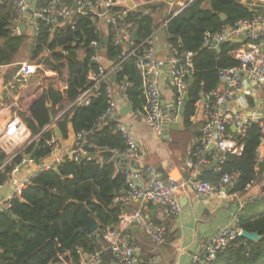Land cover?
Returning a JSON list of instances; mask_svg holds the SVG:
<instances>
[{"label":"trees","instance_id":"obj_1","mask_svg":"<svg viewBox=\"0 0 264 264\" xmlns=\"http://www.w3.org/2000/svg\"><path fill=\"white\" fill-rule=\"evenodd\" d=\"M76 1L33 0L34 8L47 10L45 14L54 15L56 23L39 19L38 30L34 34L29 32L28 23H24L23 33L16 34L14 0H0V66L13 63L31 38L29 66L21 70L20 77L5 76L8 89L4 98L9 97V92L19 94L14 114L30 130L31 138L38 136L11 161H8L10 156L0 149V185L9 179L24 156L41 162L52 153L53 147L48 140L56 136L55 131L43 130L51 124L50 114L57 117L64 104H72L90 86L91 72H98L100 65L110 70L119 60L126 48L122 43H115L118 27L130 25L139 37L129 46L130 50L135 49V53L126 58L121 69L115 72L116 79L112 80L110 73V80L100 83L99 94L93 95L89 105L72 104L56 120L63 139L68 137L70 123L76 135L93 133L87 145L81 144L87 156L79 160L64 156L57 168L33 177L21 195L10 200L7 210L0 208V264H57L60 261L79 264L84 254L95 251H102L103 264H111L115 258L109 249H105L102 231L118 226L121 216L131 209V205L119 199L128 189L126 165L98 157L94 146L119 152L126 150L127 140L117 130L118 122L111 118L103 120L110 100L108 87L115 85L119 89L128 83L125 93L133 111L144 110L146 99L137 60L150 48L144 42L156 30V10L169 2L162 0L153 6L134 7L128 9L124 16L116 12L125 6L115 5L103 17L105 19L86 8L85 13H73L74 23L59 16L64 7L73 8ZM256 1L193 0L176 15L169 13L162 18L171 47L194 54L189 75V100L182 118L188 132L191 133L194 123L191 118L195 115V103L201 99V94L218 85L220 69L238 65L230 55L235 45L225 43L217 48H205L204 33L207 30L220 31L240 19L252 18L254 13L247 3ZM220 13H224L227 19L223 21ZM105 36L108 37L107 43H103ZM101 43L104 50L99 47ZM96 53L100 61L91 59ZM103 60H107L109 65H105ZM60 82L65 85L64 89L59 86ZM261 138L260 127L252 125L242 140V155H227L221 170L212 166L200 178L217 182L224 174H230L234 178L232 193L252 191L261 175L256 159ZM90 217L98 229L94 233L80 232V228L85 229L89 225ZM18 219L24 223L19 225ZM238 226L242 230L258 232L262 238L250 241L238 237L211 264H264V197L246 203L239 215Z\"/></svg>","mask_w":264,"mask_h":264},{"label":"built area","instance_id":"obj_2","mask_svg":"<svg viewBox=\"0 0 264 264\" xmlns=\"http://www.w3.org/2000/svg\"><path fill=\"white\" fill-rule=\"evenodd\" d=\"M191 1L193 0L181 3L173 15L179 13ZM75 4L77 5L76 10L64 7L59 12V16L74 23L73 13L75 11L85 13V9L88 8L93 14L102 18L109 14L111 7L116 5V0H77ZM247 5L254 13L252 18L240 19L234 25L224 27L220 31L207 30L204 33L203 46L205 48H217L220 43L235 45L231 49L230 55L238 61V65L220 69L218 85L212 91L202 93L201 99L195 103V115L191 120L195 121L197 115L200 114L203 117V122L198 130L196 143L188 152L185 163L188 176L181 182L170 175L163 176L156 168L147 167L146 170L150 178L139 185L138 180L141 179V173L131 169L129 164H131V161L135 163L141 159L140 145L133 136L131 129L118 120V109L113 98V89L111 86L108 87L110 100L103 120L111 118L118 122L117 130L126 138L127 148L124 152L100 146H94V148L96 154L104 150H111L120 159L128 160V163L125 164L127 167L128 189L119 199L127 205L137 204V208L132 213L121 216L118 226L109 227L102 231V238L106 243L105 249L112 252L118 264H155L157 252L167 242L166 227L151 220L149 215L143 211L144 207L153 205L161 208L168 217L176 216L181 211L179 191L181 188L186 187L205 198H229L238 194L231 192L234 184L232 175L224 174L217 182H212L199 177L200 167L204 163L221 170V164L226 161L227 155H242L244 151L242 140L247 130L254 124L260 127L262 133L261 143L256 150L257 169L264 162L262 151L264 149V0L247 3ZM14 6L17 13V26L14 29L16 34L23 33L22 26L19 23L24 21L27 14L31 19L33 34L38 30L37 20L42 19L46 23L54 22V15L45 14L47 10L44 9H35L30 0H14ZM30 9L31 13H29ZM128 9L131 8L126 4L124 9L116 13L124 16L127 14ZM241 35L245 37V40L240 38ZM134 41L130 25L118 27L115 43H122L126 49L123 50L119 60L110 70L100 65L98 72L93 71L90 73V86L72 104L89 105L91 103L93 95L99 94L100 83L110 80V73L113 74L119 71L125 59L135 53V49H129ZM153 41L154 36L152 34L144 42L148 43L150 48L146 49L144 54L137 60L146 99L144 110L138 111V114L145 119L151 130L159 135L162 131L164 105L161 98L158 69L159 66H163L164 62L156 59L152 47ZM193 56V52L180 51L171 47V54L166 62L171 67V81L175 90L173 105L176 110H179L183 105L184 95L188 92L189 75L193 69ZM91 59L100 61L99 54L96 53ZM28 66L29 63H23L16 77H20L21 70L23 71ZM127 86L128 83L121 85L119 89L124 99L131 105L125 93ZM59 116L55 117V122ZM171 121L176 122V114H174ZM53 127L51 123L45 126L43 130H52ZM23 131H25L23 122L14 114V118L7 127V132L16 135ZM85 134V132H81L77 135L76 144H78V149L72 150L68 155L75 160L87 156L84 146L81 147V144L85 143ZM37 138L38 136L30 137L25 146L13 153L8 161ZM57 140L56 136H52L48 140V144L53 147L52 152L57 149ZM63 158L56 157L50 162L40 163L31 156H24L20 165L37 163V168L26 179L11 178L15 185L13 193L0 208L7 210L10 207V200L21 195L22 190L33 177L51 168H57ZM118 164L122 163L118 162ZM20 165L16 166L12 173L17 171ZM261 197H264V189L248 195L245 202H252ZM242 208L243 205L240 206L232 224L226 225L217 231L207 240L201 252L192 255L191 264H211L220 252L227 249L238 237H241L242 229L238 226V221ZM134 224L143 227L151 240L152 255L147 262L142 261L141 248L128 240L131 227ZM58 264L68 263L67 261H60ZM79 264H103L102 251L84 254Z\"/></svg>","mask_w":264,"mask_h":264},{"label":"crops","instance_id":"obj_3","mask_svg":"<svg viewBox=\"0 0 264 264\" xmlns=\"http://www.w3.org/2000/svg\"><path fill=\"white\" fill-rule=\"evenodd\" d=\"M33 0H30L32 3ZM135 7L138 6H152L156 5L162 0H133ZM187 0H174L168 3L167 6L160 9L155 15L157 27L153 32L154 41L152 47L155 51L156 59L169 58L171 54V45L168 42L166 35L165 23H162V18L170 11L176 10L181 3ZM116 5L126 6V0H116ZM102 19H105L102 17ZM24 23H28L27 27L30 33L33 34L30 16L27 14L22 23V31ZM105 30V29H104ZM31 34V35H32ZM29 45H28V44ZM31 38L24 46V54H19L15 61L9 65L0 66V143L5 141L8 143L6 147L0 144V149L6 153L16 151V149L25 146V142L30 139L31 132L24 125L25 131L11 135L7 132L9 122L14 118L13 105L15 106L19 99V94H11L4 98V92L8 89V84H5V76L17 78L20 67L23 63H29V47ZM83 55V52H81ZM105 65H109L107 60H103ZM20 66V67H18ZM159 85L161 89V98L164 107L173 105L175 101V90L171 81V73L167 63L164 62L163 67L158 69ZM10 84V83H9ZM61 88L65 85L60 82ZM113 98L117 104L118 120L125 123L130 129L137 141L139 142L142 157L133 165L129 164L131 169L137 170L141 173V179L138 183L146 182L150 176L147 173V167L156 168L163 176L170 175L179 182L186 179L188 176V169L186 167V160L188 152L195 145L198 136V130L203 122L202 115H197L194 123H197L195 132H187L183 120L178 128H169L168 137L165 138L162 134H155L145 119L133 111L121 114V109L129 105L124 99L122 93L114 85ZM65 109L70 108L72 104H64ZM131 106V105H129ZM132 107V106H131ZM63 110V111H64ZM175 113L171 110L163 111V120L169 121L171 125L175 122L171 121ZM197 133V134H194ZM76 141V133L73 130L71 123L69 124L68 137L66 139L60 138L57 143V149L50 155L46 156L40 163L50 162L56 157L63 158L69 155ZM14 151V152H15ZM264 154V149L262 150ZM2 167V166H0ZM211 165L202 164L200 167V175L205 170H210ZM37 168V163H26L20 165L18 170L12 173L9 179L0 186V206L6 202L12 195L14 190V183L11 178L19 180L26 179L32 171ZM261 170L260 180L256 187L245 194L238 193L229 198H205L197 195L190 188H181L179 191V198L181 204V211L178 215L173 217L166 216L161 208L148 205L144 207L143 211L148 214L150 219L156 223L163 224L167 229V242L157 252L155 264H191V257L193 254L201 252L205 243L217 231L226 225L232 224L234 217L238 214L241 205H246V197L252 193H257L264 189V162L258 166ZM130 213L137 208V204L133 203ZM128 240L131 243L137 244L141 248V258L143 262H147L150 255H152V243L149 235L143 227L134 224L131 227ZM68 263V262H67ZM58 264V263H57ZM69 264V263H68ZM111 264H118L116 261Z\"/></svg>","mask_w":264,"mask_h":264},{"label":"water","instance_id":"obj_4","mask_svg":"<svg viewBox=\"0 0 264 264\" xmlns=\"http://www.w3.org/2000/svg\"><path fill=\"white\" fill-rule=\"evenodd\" d=\"M166 1H168L169 3H172L174 0H166ZM126 4H127V6H128L129 8H134V7H135V3H134L133 0H126ZM73 9H74V10L77 9V5H76V4H74ZM103 11H105V9H103ZM31 12H32V11H31V9H30V10H29V13H31ZM219 16L221 17V19H222L223 21L227 19V16H226L224 13H220ZM53 20H54V23H56V18H55V17H53ZM133 38H134L136 41L139 40V37H138L137 31H134V33H133ZM240 38L243 39V40H245V37L242 36V35L240 36ZM107 42H108V37L105 36V37L103 38V43H107ZM103 43L99 44V47L102 48V50H104V48L102 47V44H103ZM222 45H223V43H220L218 46L220 47V46H222ZM159 61L167 62V58H161V59H159ZM167 66L169 67V72L171 73V67H170V65H169L168 63H167ZM18 67H19V66H18ZM162 67H163V66H159V68H162ZM116 77H117L116 73H113V74H112V80H115ZM188 100H189V99H188V92H186L185 95H184V103H183V105L180 107L179 110H176L175 107H174V105H171V106H169V107H164V108H163L164 114H165L166 111H168V110H171L173 113L176 114V122L174 123V125H171V124L169 123V121H167V120H165V119L162 121V131H161V134H162L165 138L168 137V129H169L170 127L176 129V128H178L177 125L181 124V122H182V118H183V114H184V111H185V107H186V104H187ZM47 107L49 108L50 105L48 104ZM131 110H132V107L129 106V105H126V106H124V107L121 109L120 112H121L122 115H124L125 113H127V112H129V111H131ZM50 118H51V123H52L53 126H54V127H53V130L55 131L56 137H57L58 139H60V138L62 137V135H61V132H60L58 126H57L56 123H55V116H54L52 113L50 114ZM196 126H197V123H193V125H192L191 128H190V130H191L192 132H195ZM233 128H234V127H233ZM92 138H93V133H88V134H86L85 145H87L88 142H90V141L92 140ZM85 145H84V146H85ZM97 156L100 157V158H102V159H108V160L112 159V160H113L114 162H116V163H118V162H121V163H123V164H127V163H128V160H127V159H120V157L115 156V154H114L113 151H111V150H104V151H101V152L97 153ZM130 163L133 165V164H134V161H131ZM141 184H142V183H139V185H141ZM84 209H85L86 212H88V209L86 208L85 205H84ZM8 215L11 216L10 213H8ZM17 222H18L19 225H22V224L24 223L21 219H18ZM112 227H113V226H112ZM97 229H98V225L95 223L94 219H93L92 217H90V223H89V225H88L85 229L80 228L79 231H80V232H84V231H86L87 233H94ZM241 237L246 238V239H248V240H250V241H258V240H260V239L262 238L261 235H260L258 232H251V231H246V230H242Z\"/></svg>","mask_w":264,"mask_h":264},{"label":"rangeland","instance_id":"obj_5","mask_svg":"<svg viewBox=\"0 0 264 264\" xmlns=\"http://www.w3.org/2000/svg\"><path fill=\"white\" fill-rule=\"evenodd\" d=\"M163 1H166V0H163ZM168 2V1H167ZM153 6V5H152ZM157 11H158V9H157ZM157 11H156V13H157ZM174 12H175V10H173V11H170V13H173L174 14ZM156 13H155V15H156ZM16 24H17V21H16ZM28 44V43H27ZM29 45V44H28ZM21 55L22 54H24V49L21 51V53H20ZM20 67V66H19ZM17 106V105H16ZM71 107V106H70ZM64 108H65V106H63L62 107V109H60V111H59V114L58 115H63L65 112H67V110L69 109V107H68V109H65L64 110ZM164 108V107H163ZM64 110V111H63ZM13 111H14V105H13ZM56 123V122H55ZM187 131V130H186ZM188 132V131H187ZM86 134H88V133H86ZM86 134H85V138H84V140L86 141ZM78 135V134H77ZM77 135H76V137H77ZM27 141H29V139L27 140ZM26 141V142H27ZM26 142L24 143V144H26ZM76 142H77V140L75 141V144H74V146H73V148H72V150H77L78 149V144H76ZM89 143V142H88ZM1 145H3L4 147H6V145H8V143L7 142H5V141H3V142H1L0 143ZM84 145H85V143H84ZM20 150V148L19 149H16V151L15 152H17V151H19ZM71 150V151H72ZM14 151H11V152H8V153H6L7 155H9L10 157H11V155L13 154V153H15ZM11 161V160H10Z\"/></svg>","mask_w":264,"mask_h":264}]
</instances>
